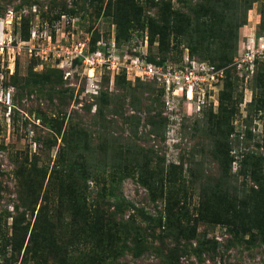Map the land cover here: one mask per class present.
I'll use <instances>...</instances> for the list:
<instances>
[{
	"label": "rangeland",
	"instance_id": "374dc122",
	"mask_svg": "<svg viewBox=\"0 0 264 264\" xmlns=\"http://www.w3.org/2000/svg\"><path fill=\"white\" fill-rule=\"evenodd\" d=\"M244 6L0 0V264H166L167 250L172 264H264L261 242L248 237L264 224V194L254 185L264 172V59L247 75L235 62L264 36V0ZM93 39L143 50L151 62L187 55L211 68L212 89L201 87L195 110L183 92L166 99L154 82L103 71L97 97L78 100L82 68L64 80L51 49L81 41L91 48ZM152 117L161 123L155 135ZM113 188L132 207L116 212ZM168 202L166 232L157 223ZM225 209L240 210L248 231L234 236L220 217ZM39 211L62 227L46 249L62 236L63 259L25 257L24 245L10 259L12 226L29 233ZM129 225L144 246L139 256Z\"/></svg>",
	"mask_w": 264,
	"mask_h": 264
},
{
	"label": "built area",
	"instance_id": "2783aa9c",
	"mask_svg": "<svg viewBox=\"0 0 264 264\" xmlns=\"http://www.w3.org/2000/svg\"><path fill=\"white\" fill-rule=\"evenodd\" d=\"M11 15L12 13L8 11L5 17L10 18ZM51 51L64 80L72 79L75 68H82L84 83L74 92V98L77 97L78 100L84 98L93 100L97 96L103 71L115 75L122 70L125 78L131 81L154 82L163 90L166 99L169 95L174 96L176 91L183 92L186 103L195 105V110L202 104L201 87L207 85V88L212 89L214 83L211 68L197 64L187 55L182 56L178 63L157 60L151 62L146 60L143 50L118 48L113 40L105 42L98 39L91 48L83 41L72 42L69 45L53 47ZM257 59H264V36H259L250 46H246L239 53V57L235 58V62L237 68L242 69L247 75L252 73Z\"/></svg>",
	"mask_w": 264,
	"mask_h": 264
},
{
	"label": "trees",
	"instance_id": "16d2710c",
	"mask_svg": "<svg viewBox=\"0 0 264 264\" xmlns=\"http://www.w3.org/2000/svg\"><path fill=\"white\" fill-rule=\"evenodd\" d=\"M244 1H245L244 11L247 12L250 9L251 4L254 3L255 0H244ZM158 4H161V3L159 2ZM158 4H155V5H158ZM167 14H168V11H167ZM124 16L125 15L120 14L119 11H118V13L114 14V17L116 18V22L120 25L124 24V21H123ZM158 17H159L158 19L160 21L166 19V12L159 11ZM235 25L238 27V25L241 26V25H243V23H239V24L235 23ZM155 27H159L158 28L159 33L164 31V28L162 26L155 25L154 28ZM95 40L96 39H93L91 41V45L94 44ZM149 124H150L149 133L153 134V135L158 134V125L161 124L160 118L158 117V120H154L152 117V120H149ZM253 180H254V178H253ZM254 185H255V190L264 194V172L256 177ZM113 190L118 194V195L112 194L114 200H116V203L114 205V210L116 212L122 213V212H124V210L128 209L129 207H132L129 204V202L125 201L124 198L121 197L117 188H113ZM204 207L207 208V206H204L201 203L198 205V212L200 213L201 216H203V213L205 210ZM171 210H172L171 203L168 202L164 207V213L166 214L164 217V221L157 223L158 226L161 223H163L161 225V227L163 226V229H166V232H167V228L169 225L167 218L171 215L170 214ZM199 213L197 215H199ZM239 213H240V210H238V212L235 210H230L228 212L225 209L222 211L221 216H220L223 218V221L226 223V225L230 228L229 231L236 237L241 236L242 234H244V232L248 231L246 226L241 222V220L238 219ZM35 219H36V221L32 225L29 233H28V227H26V226H20V225L19 226H15V225L12 226L11 236H10V241L12 242L11 247H10V253H9L10 259L13 258V254H15V255L19 254L23 245H24L23 255L25 257L27 255L34 257V256H38V255L42 254L43 256L44 255H48V256H52V257L57 256L59 259H63L65 240L62 238V236H61V238L60 237L57 238L58 244L56 243V244L52 245L50 247V249H46L48 238L50 236L52 237V235H54L55 229H58V231H57V233H58L62 229V227L61 226L57 227V226H54L53 224H51V221L48 219L47 215L42 213L41 211H39V213L36 215ZM158 221H160V219ZM131 226L132 225H129L130 229H131ZM131 230H132L133 234H135L134 228ZM126 236L128 237L129 241H131L133 243V246H134L133 250L135 251L136 256H139L142 252L139 250H141L144 247V246H141V242H138V240H137V239H140L139 236L137 234L129 236L127 231H126ZM248 237H250V238L258 237V240L261 242L260 245L262 247V254H263V261H264V224H260V226L258 228L257 227L255 228V231H251L249 233ZM146 249H149V248H146ZM149 250H155V248L152 247ZM197 251H198L197 249H196V252H195V250L192 251L194 256L199 255V252H197ZM173 254H174L173 250H167V257L168 256L171 257V261H170V263H166V264H172V263L176 262L172 258ZM160 255L162 256V254H160ZM161 256H158V257L162 258ZM164 258H166V257H164Z\"/></svg>",
	"mask_w": 264,
	"mask_h": 264
},
{
	"label": "bare ground",
	"instance_id": "6f19581e",
	"mask_svg": "<svg viewBox=\"0 0 264 264\" xmlns=\"http://www.w3.org/2000/svg\"><path fill=\"white\" fill-rule=\"evenodd\" d=\"M188 97H189V94H188Z\"/></svg>",
	"mask_w": 264,
	"mask_h": 264
}]
</instances>
